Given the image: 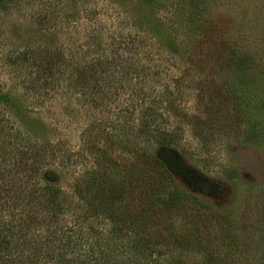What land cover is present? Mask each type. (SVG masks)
<instances>
[{
	"label": "rangeland",
	"instance_id": "obj_1",
	"mask_svg": "<svg viewBox=\"0 0 264 264\" xmlns=\"http://www.w3.org/2000/svg\"><path fill=\"white\" fill-rule=\"evenodd\" d=\"M25 2L12 0L0 10V91L21 104L22 112L11 117L23 131L40 141H60L62 149L74 155L70 162L57 160L48 169L55 186L71 196L77 178L91 177L101 156L94 148L110 150V132L116 136L111 135L113 140L125 137L120 110L132 109L137 100L125 89L116 103L96 109L62 87L37 97L24 86L29 73L24 51L82 49L87 50L83 54L95 50L106 55L114 51L115 46L109 47L113 39L132 36L134 48L146 44V53L141 47L140 52L132 48L130 54L120 55L151 72L142 84L147 93H171L166 99L175 101L179 116L167 112L166 103L157 112L163 116L161 128L176 136L173 152L182 165H175L191 183L173 177L150 204L143 186L129 188L131 167L139 171L144 166L136 158L128 161L130 155L119 146L110 152L114 164H108L107 182L121 191L100 201L98 197L97 202L120 203V216L129 219L142 209L149 212L151 241L157 236L160 245L163 240V246L148 256L151 264H208L196 253L203 246L216 264H224L228 252L239 255L245 250L252 264H264V0ZM46 11L56 16L43 26L38 19ZM131 126L138 128L139 123L131 121ZM129 138L128 147L149 149L155 144L146 137ZM149 170L138 176L142 183ZM204 180L212 183L213 196L192 189ZM185 243L190 245L188 253ZM137 255L148 262L141 252Z\"/></svg>",
	"mask_w": 264,
	"mask_h": 264
},
{
	"label": "trees",
	"instance_id": "obj_2",
	"mask_svg": "<svg viewBox=\"0 0 264 264\" xmlns=\"http://www.w3.org/2000/svg\"><path fill=\"white\" fill-rule=\"evenodd\" d=\"M10 1L0 0V10L2 5ZM141 1L147 4L152 0ZM55 16V11H46L38 21L43 26L49 25ZM128 37L113 39L109 47L115 46L114 51L106 55L95 50L83 54L87 50L82 49L76 53H66L63 49L24 51V66L29 69L24 86L37 97H40V92L49 96L62 87L79 94L80 101L96 109L109 102L116 103L120 98L119 92L125 89L133 101L135 98L137 100L132 103V109L120 110L119 118L123 121L121 128L125 137L116 141L113 140L116 136L112 132L106 134L110 150H101L98 146L94 148L101 154L97 156L96 170L90 173L89 179L83 174L75 180L71 196L66 195L61 187L55 186V179L48 177L47 171L57 160L67 163L74 155L63 150L60 141L56 144L40 141L29 135L26 129L23 131L11 117L13 112H22L21 104L11 95L0 91V264H151L148 256L158 249L156 246H163V240L159 245L157 236L154 242L151 241L152 234L148 228L152 227V223L147 218L149 212L146 209L129 219L120 216V203H98L104 195H116V191H121L107 182L108 164H114L110 152L119 146L130 155L128 161L136 158L139 166H144L139 171L130 166L129 188L143 186L150 204H154L160 188L169 185L173 177H182L187 184L191 183L183 177L182 167L175 165L181 164L173 152L176 136L161 128L163 116L157 112V107L166 103L167 112L179 116V108L175 101L166 99L171 93L154 96L153 92L149 94L143 89V79L151 72L148 73V68L132 57L120 55L121 51L130 54L129 49L134 48L136 40L132 36ZM142 44L138 48L143 47L141 52L146 53L147 45ZM86 47L88 49L89 46ZM112 87L114 90L111 91ZM136 114H139V118L134 119ZM131 121H137L139 127L134 129ZM131 134L134 138L146 137L155 144L149 149L140 145L128 147ZM132 162L131 165L135 164ZM148 168L150 170L142 183L138 176ZM191 187L213 196L212 183L209 181L197 182ZM98 197L100 199L97 202ZM148 235L150 239H147ZM213 237V241L218 240V237ZM185 245L188 253L190 245ZM206 249L207 246L199 247L196 253L202 254L208 264H216L214 255L206 252ZM138 252L148 262L138 259ZM234 253L229 256L228 252L227 261L224 262L252 264L249 250L240 251L239 255ZM161 256L165 257L164 253ZM236 256L240 262L233 261L232 257ZM173 261H165V264H185ZM159 264L164 263L160 261Z\"/></svg>",
	"mask_w": 264,
	"mask_h": 264
}]
</instances>
